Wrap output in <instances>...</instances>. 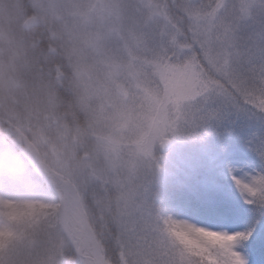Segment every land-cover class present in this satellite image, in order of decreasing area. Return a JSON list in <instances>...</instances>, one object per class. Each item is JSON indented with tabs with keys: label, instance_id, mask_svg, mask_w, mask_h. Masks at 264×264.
<instances>
[{
	"label": "clouds",
	"instance_id": "9594fccd",
	"mask_svg": "<svg viewBox=\"0 0 264 264\" xmlns=\"http://www.w3.org/2000/svg\"><path fill=\"white\" fill-rule=\"evenodd\" d=\"M135 2L0 0V151L21 161L16 187L0 184V256L19 252L18 264H159L163 253L167 264H248L243 232L168 211L158 185L174 145L212 135L186 132L200 106H225L217 88L233 93L243 113L257 108L234 74L250 66L245 45L264 21V0H217L213 15L185 11L180 19L148 10L142 22L131 19ZM226 25V56L205 63L180 47L185 29L195 36ZM190 82L192 98L178 105ZM154 159L161 175L150 196L143 181ZM231 178L241 195H259L249 191L250 176Z\"/></svg>",
	"mask_w": 264,
	"mask_h": 264
},
{
	"label": "snow or ice",
	"instance_id": "6c2138e0",
	"mask_svg": "<svg viewBox=\"0 0 264 264\" xmlns=\"http://www.w3.org/2000/svg\"><path fill=\"white\" fill-rule=\"evenodd\" d=\"M218 6L217 0H138L131 5L134 9L131 19L134 22L144 21L147 18L148 10L154 13H167L176 19H180L185 11H191L195 16L213 15ZM137 11L139 15H137ZM226 15H232V7L226 8ZM188 29H185L184 40L186 43L181 44L180 47H187L191 50V58L201 62H208L212 58L218 56L222 50L224 55L228 54L230 49V42L227 34L231 31V26L217 27L210 31L201 32L198 35H187ZM251 40L245 47H248L250 53V66L248 68H238L235 72L236 78L245 85L248 94L256 95L259 104L257 108L253 109L251 114L243 113L236 103L233 102L234 94L230 91H225L222 88H217L216 95L225 98V106L221 108H211L207 104L200 106L196 114L189 120V128L186 135L190 139H203L208 134L220 128L224 124L234 125L237 121L242 119H255L257 127L254 128L247 136L244 144L246 149L252 153L260 163L259 170L253 171L251 174L246 173L252 178L256 188H249L250 192H258L259 195H246L242 194L244 202L253 205L260 210H264V63L261 59L264 58V21L258 20L250 28ZM162 35V34H161ZM179 55V54H178ZM186 56H180V59H186ZM179 71V69H176ZM211 83H215L212 81ZM195 83H189L178 95L177 104L185 99H191L194 93ZM212 89L208 84H205L203 91L208 92ZM231 104L234 111H226L225 109ZM259 112L257 115L256 113ZM243 113V118H241ZM235 115L236 119H232ZM226 130H231L226 129ZM21 161L16 153L12 150L0 151V184L3 186L14 189L20 176L19 165ZM152 171L145 176L143 181L144 190L153 196V186L157 183L161 175V169L158 159L153 160L150 165ZM144 231H150V225L147 221L144 224ZM234 233V232H230ZM245 237L240 241L241 249L247 243L251 236V232H243ZM87 242V238H85ZM239 249V250H241ZM19 252H12L6 256H0V264H18L20 258ZM159 264H167L164 254L161 253L158 257Z\"/></svg>",
	"mask_w": 264,
	"mask_h": 264
},
{
	"label": "rangeland",
	"instance_id": "374dc122",
	"mask_svg": "<svg viewBox=\"0 0 264 264\" xmlns=\"http://www.w3.org/2000/svg\"><path fill=\"white\" fill-rule=\"evenodd\" d=\"M256 127L255 119H242L234 125L224 124L213 131L205 144L185 142L174 145L167 155L165 173L158 185L164 207L205 225L186 212L184 206L203 209L227 202L239 206L249 205L244 202L231 177L235 175L239 178L259 170V161L244 144L249 133ZM229 128L230 131L226 130ZM218 228L229 232H246L239 224ZM259 248H264V231L251 237L241 249L248 264L264 263V256L261 260L257 258L258 261L252 258Z\"/></svg>",
	"mask_w": 264,
	"mask_h": 264
},
{
	"label": "trees",
	"instance_id": "16d2710c",
	"mask_svg": "<svg viewBox=\"0 0 264 264\" xmlns=\"http://www.w3.org/2000/svg\"><path fill=\"white\" fill-rule=\"evenodd\" d=\"M189 206L187 210L192 212ZM200 210H202L200 212L202 220L208 225H232L238 221L247 232L252 233L251 237L257 236V234L264 231V210H260L253 205L239 206L238 204L227 202L223 205L209 206ZM262 256H264V248H259L255 250L252 258H255V260L260 258L261 260Z\"/></svg>",
	"mask_w": 264,
	"mask_h": 264
}]
</instances>
